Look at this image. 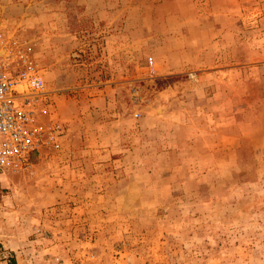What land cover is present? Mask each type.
<instances>
[{
    "label": "rangeland",
    "instance_id": "1",
    "mask_svg": "<svg viewBox=\"0 0 264 264\" xmlns=\"http://www.w3.org/2000/svg\"><path fill=\"white\" fill-rule=\"evenodd\" d=\"M0 57L54 135L0 264H264V0H0Z\"/></svg>",
    "mask_w": 264,
    "mask_h": 264
},
{
    "label": "built area",
    "instance_id": "2",
    "mask_svg": "<svg viewBox=\"0 0 264 264\" xmlns=\"http://www.w3.org/2000/svg\"><path fill=\"white\" fill-rule=\"evenodd\" d=\"M0 57V167L21 169L29 164L30 155L54 135H45L37 125L38 106L45 87L43 75L33 66L16 73L7 71ZM47 112V108H42Z\"/></svg>",
    "mask_w": 264,
    "mask_h": 264
}]
</instances>
